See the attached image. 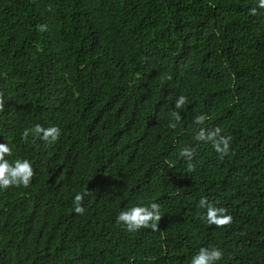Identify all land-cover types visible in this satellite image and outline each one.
Here are the masks:
<instances>
[{
	"label": "trees",
	"instance_id": "1",
	"mask_svg": "<svg viewBox=\"0 0 264 264\" xmlns=\"http://www.w3.org/2000/svg\"><path fill=\"white\" fill-rule=\"evenodd\" d=\"M258 0H0V143L30 185L0 188V264H264V9ZM257 7V14L250 9ZM40 25H47L41 32ZM188 103L181 120L169 115ZM206 114L203 125L195 117ZM57 126L59 140L22 132ZM231 136L223 159L200 127ZM194 151L191 161L183 148ZM195 171H188V164ZM85 190L83 215L74 198ZM207 197L233 222L209 225ZM160 205V231L122 210Z\"/></svg>",
	"mask_w": 264,
	"mask_h": 264
},
{
	"label": "clouds",
	"instance_id": "2",
	"mask_svg": "<svg viewBox=\"0 0 264 264\" xmlns=\"http://www.w3.org/2000/svg\"><path fill=\"white\" fill-rule=\"evenodd\" d=\"M257 7L264 9V0H258ZM257 7L250 9L251 15L254 16L257 14ZM38 29L43 32L47 30V25H40ZM187 103L188 98L184 95H180L176 99L173 109L169 110L170 117L175 121L169 123L170 128L175 129L177 127V123L181 120L180 110H183ZM4 108V94L0 92V112L4 111ZM207 119L209 117L206 114H200L195 117L194 123L203 125ZM30 135L51 143L59 140L61 130L57 126L44 128L40 124H36L32 128L24 129L22 139L27 141ZM196 140L211 142L214 150L223 159L224 156L229 154L232 137L223 135L222 129L219 126L214 128L200 127L196 133ZM12 155L13 152L10 146L7 143H0V188L7 189L12 186H23L27 188L35 175L32 163L28 159H16L10 162L6 157ZM180 156L191 161L194 156V151L189 147H185L180 152ZM188 171H195V165L189 163ZM91 194V191L85 190L83 193L75 196L74 210L76 213L83 215L85 211L83 207L84 197ZM198 206L206 209L204 218L209 225L223 228L233 222L232 215L228 214V210L225 207H217L207 197H202L199 200ZM161 219L160 205L156 202H152L148 206H133L122 210L117 216V222L125 225L126 230L129 232H137L142 228H151L152 231H160L158 225ZM222 257L223 251L217 247H201L197 254L192 257L191 264H216Z\"/></svg>",
	"mask_w": 264,
	"mask_h": 264
}]
</instances>
